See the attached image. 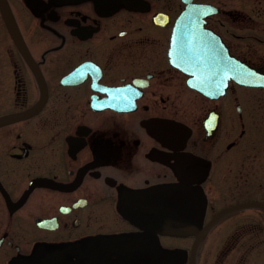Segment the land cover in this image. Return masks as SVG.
<instances>
[{
  "label": "flooded vegetation",
  "instance_id": "obj_1",
  "mask_svg": "<svg viewBox=\"0 0 264 264\" xmlns=\"http://www.w3.org/2000/svg\"><path fill=\"white\" fill-rule=\"evenodd\" d=\"M36 106L0 264H264V0H0V118Z\"/></svg>",
  "mask_w": 264,
  "mask_h": 264
},
{
  "label": "water",
  "instance_id": "obj_2",
  "mask_svg": "<svg viewBox=\"0 0 264 264\" xmlns=\"http://www.w3.org/2000/svg\"><path fill=\"white\" fill-rule=\"evenodd\" d=\"M188 9L191 10L189 12L188 16L189 17H195L196 14H197L195 12V10L197 11L198 9H200V7H198L196 5H192ZM188 25H189L188 26V30H185V34H186V32L189 34V37H188V40H187L188 44H189V47L187 49L189 51L190 58H192L193 61L197 62V56H198L199 48L191 46V44L193 42H196V40H197L195 38L194 39L192 38L194 33L197 32V29H198L197 28V23L190 22ZM192 60H190V65L197 64V63H192ZM235 66H236V72H237V77H236L237 82H239L240 84H245V85H253V82L251 80L240 77V74H244L245 75L247 72H249V70H247V68H245V66H243V65H241L239 63H237ZM212 81H213L212 79H207L206 83L208 84V83H211ZM219 82H220L221 91L226 89L228 79L221 78ZM39 108H40V106L39 107L36 106V107H34L33 109H30L27 112L20 113V114H15V115H9V116L0 118V127L3 126V125H6L8 123H11L13 121H17V120H21V119H25V118L31 117L32 115H34L35 113H37L39 111Z\"/></svg>",
  "mask_w": 264,
  "mask_h": 264
}]
</instances>
